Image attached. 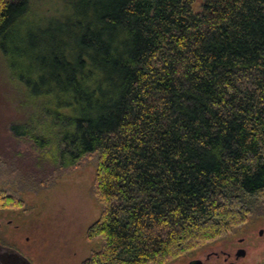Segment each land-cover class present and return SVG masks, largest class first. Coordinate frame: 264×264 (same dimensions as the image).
Instances as JSON below:
<instances>
[{
    "label": "trees",
    "instance_id": "obj_1",
    "mask_svg": "<svg viewBox=\"0 0 264 264\" xmlns=\"http://www.w3.org/2000/svg\"><path fill=\"white\" fill-rule=\"evenodd\" d=\"M41 5L0 0L31 110L10 131L62 167L99 156L83 264H166L264 206V0Z\"/></svg>",
    "mask_w": 264,
    "mask_h": 264
},
{
    "label": "rangeland",
    "instance_id": "obj_2",
    "mask_svg": "<svg viewBox=\"0 0 264 264\" xmlns=\"http://www.w3.org/2000/svg\"><path fill=\"white\" fill-rule=\"evenodd\" d=\"M43 11V7L36 9L37 14ZM26 98L24 87L10 76L0 53V195L17 205L0 206V242L22 250L34 264H83L102 247L100 239L87 238L89 228L103 211L95 186L99 156H87L76 166L62 167L56 155L57 142L40 150L32 140L14 137L10 127L29 121L31 110ZM250 218L252 222L256 215L250 214ZM248 219L166 264L236 244L244 236L241 228L249 225Z\"/></svg>",
    "mask_w": 264,
    "mask_h": 264
},
{
    "label": "flooded vegetation",
    "instance_id": "obj_3",
    "mask_svg": "<svg viewBox=\"0 0 264 264\" xmlns=\"http://www.w3.org/2000/svg\"><path fill=\"white\" fill-rule=\"evenodd\" d=\"M253 213L256 219L252 222V217L248 219L249 225L241 228L244 236L236 244L208 251L201 257L187 255L181 262L173 264H264V206ZM258 223L261 224L260 228L255 227ZM0 246L4 248L0 249V264H34L22 250L2 242Z\"/></svg>",
    "mask_w": 264,
    "mask_h": 264
},
{
    "label": "water",
    "instance_id": "obj_4",
    "mask_svg": "<svg viewBox=\"0 0 264 264\" xmlns=\"http://www.w3.org/2000/svg\"><path fill=\"white\" fill-rule=\"evenodd\" d=\"M0 249H2V250H3L4 248L0 246ZM10 264H11V263H10ZM29 264H30V263H29Z\"/></svg>",
    "mask_w": 264,
    "mask_h": 264
}]
</instances>
